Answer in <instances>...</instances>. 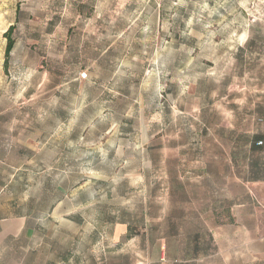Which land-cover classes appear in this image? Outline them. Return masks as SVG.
<instances>
[{
	"label": "rangeland",
	"instance_id": "1",
	"mask_svg": "<svg viewBox=\"0 0 264 264\" xmlns=\"http://www.w3.org/2000/svg\"><path fill=\"white\" fill-rule=\"evenodd\" d=\"M259 133L264 0H0V165L72 188L71 264H224L228 214L193 209Z\"/></svg>",
	"mask_w": 264,
	"mask_h": 264
},
{
	"label": "crops",
	"instance_id": "2",
	"mask_svg": "<svg viewBox=\"0 0 264 264\" xmlns=\"http://www.w3.org/2000/svg\"><path fill=\"white\" fill-rule=\"evenodd\" d=\"M254 145L258 147L254 149ZM249 147L256 152V161L250 162L245 175L226 181L219 200L209 191L208 200L193 209L208 210L215 216L220 210L228 214L224 222L209 226L224 255V264H264V134H257ZM53 175L34 170L8 172L0 165V264H71L72 236L66 243L64 230L66 242L57 239V209L67 201L68 194L71 202L73 192L72 188L58 186ZM63 217L72 224L71 215L69 219L66 214ZM201 254L192 252L180 258L168 251L162 261L202 264L205 257Z\"/></svg>",
	"mask_w": 264,
	"mask_h": 264
},
{
	"label": "trees",
	"instance_id": "3",
	"mask_svg": "<svg viewBox=\"0 0 264 264\" xmlns=\"http://www.w3.org/2000/svg\"><path fill=\"white\" fill-rule=\"evenodd\" d=\"M14 45H15L14 41L12 39H10V42L8 44L7 51H6V57L10 56V54L12 53V51L14 49ZM253 45H255V40L250 39L247 43V47H252ZM257 147H258L257 145L253 146L254 149H256Z\"/></svg>",
	"mask_w": 264,
	"mask_h": 264
},
{
	"label": "built area",
	"instance_id": "4",
	"mask_svg": "<svg viewBox=\"0 0 264 264\" xmlns=\"http://www.w3.org/2000/svg\"><path fill=\"white\" fill-rule=\"evenodd\" d=\"M83 77L85 78L86 77V74H83ZM260 145H262V143H260Z\"/></svg>",
	"mask_w": 264,
	"mask_h": 264
}]
</instances>
